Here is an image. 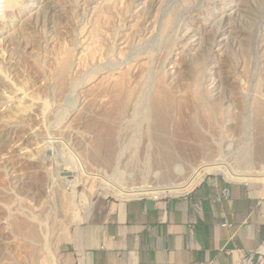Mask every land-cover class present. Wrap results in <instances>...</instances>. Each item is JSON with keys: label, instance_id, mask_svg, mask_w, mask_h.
Returning a JSON list of instances; mask_svg holds the SVG:
<instances>
[{"label": "rangeland", "instance_id": "1", "mask_svg": "<svg viewBox=\"0 0 264 264\" xmlns=\"http://www.w3.org/2000/svg\"><path fill=\"white\" fill-rule=\"evenodd\" d=\"M8 6L0 264H58L99 201L184 185L206 163L219 170L201 182L243 181L264 196V184L233 178L264 172V0Z\"/></svg>", "mask_w": 264, "mask_h": 264}, {"label": "crops", "instance_id": "2", "mask_svg": "<svg viewBox=\"0 0 264 264\" xmlns=\"http://www.w3.org/2000/svg\"><path fill=\"white\" fill-rule=\"evenodd\" d=\"M242 182L99 201L58 264H253L264 256V196Z\"/></svg>", "mask_w": 264, "mask_h": 264}, {"label": "bare ground", "instance_id": "3", "mask_svg": "<svg viewBox=\"0 0 264 264\" xmlns=\"http://www.w3.org/2000/svg\"><path fill=\"white\" fill-rule=\"evenodd\" d=\"M13 0H7L6 7L9 9L8 4L12 3ZM6 16V15H4ZM66 68L63 69L62 73H66ZM210 163H206L203 165H200L197 170H194L193 173L189 176L188 181L184 185H177V186H172V187H154V188H146V189H134V190H129L128 192L122 193V196H125L126 198H132L136 196H142V195H149V194H162V195H171V194H181L185 193L189 190H191L196 184L201 182L206 173L209 170L215 169L219 170V166H209ZM217 165V164H215ZM221 168V167H220ZM92 173V172H91ZM233 178L239 179V180H248L253 183H262L264 184V172H261L259 174H245V173H239V172H234L233 173ZM232 178V177H231ZM262 258V256L260 257Z\"/></svg>", "mask_w": 264, "mask_h": 264}, {"label": "built area", "instance_id": "4", "mask_svg": "<svg viewBox=\"0 0 264 264\" xmlns=\"http://www.w3.org/2000/svg\"><path fill=\"white\" fill-rule=\"evenodd\" d=\"M6 4H7V0H0V18L3 17L7 12Z\"/></svg>", "mask_w": 264, "mask_h": 264}, {"label": "water", "instance_id": "5", "mask_svg": "<svg viewBox=\"0 0 264 264\" xmlns=\"http://www.w3.org/2000/svg\"><path fill=\"white\" fill-rule=\"evenodd\" d=\"M69 175L71 174V173H68Z\"/></svg>", "mask_w": 264, "mask_h": 264}]
</instances>
